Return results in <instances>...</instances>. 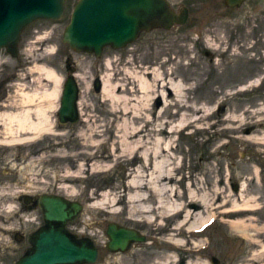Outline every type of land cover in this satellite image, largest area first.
Returning a JSON list of instances; mask_svg holds the SVG:
<instances>
[{
    "label": "rangeland",
    "instance_id": "rangeland-1",
    "mask_svg": "<svg viewBox=\"0 0 264 264\" xmlns=\"http://www.w3.org/2000/svg\"><path fill=\"white\" fill-rule=\"evenodd\" d=\"M168 1L175 13L187 8L184 24L141 31L122 48L104 47L99 57L75 51L62 42L63 30L77 0H65L60 19H38L26 26L20 32L15 57L5 48L0 49L3 66L12 68L22 63V75L29 72L30 76L29 68L34 63L48 62L59 76L65 77L70 67L82 77L76 79L81 101L76 122H68L63 128H56L54 134H42L17 148L0 147V185L20 190L12 197L0 194V264H14L30 248L28 235L44 224L38 206L23 207L20 198L41 192L64 196L59 188L63 184L72 185L77 192L68 199L82 204L77 218L68 223L69 229L81 237L77 229L84 228L83 237H91L98 247L97 259L92 264H195L204 260L210 264L208 259L212 257L217 264H264V252L253 255L259 250L255 242L264 243V140H253L264 136V0H244L233 8L224 0ZM41 29L51 30L50 38L47 43H38L27 58L23 48ZM50 46L55 47L54 53L46 51ZM107 58L114 63L110 69L112 82L128 87L115 94L128 99L130 112L135 107L140 115H147L148 127L162 120H177L179 110L172 115L176 108L162 107L160 90L150 93L149 101H139L136 96L142 94L129 92L135 84L130 83L132 79L127 78L125 70L147 67L165 77L172 75L182 85L183 101L203 107L208 113L172 134L170 166L176 168L172 182L176 192L183 194L188 184L194 182L220 192L211 200V219L200 232L182 228L181 234L174 236L172 226L178 216L164 221L151 214V221L143 220V213L128 212L126 198L112 210L89 206L96 199L92 196L99 199L102 193L123 192L128 173L139 163L135 161L139 157L112 154L109 148L120 120L111 112L113 103L100 92ZM127 61L134 64H126ZM87 82L89 86L85 88ZM159 109L162 113L158 118ZM144 124L145 118L135 122ZM92 130L98 132L97 139L107 140L99 148L85 145L86 141L81 139L80 134L87 136ZM67 173L70 175L65 177ZM241 182L245 184L243 197H253L254 209L229 214L228 210L239 208L233 202L241 204V196L237 195ZM10 204L13 210L5 211L3 208ZM228 219L242 220L249 235L238 234L229 226ZM110 222L138 230L145 241L133 243L126 252L107 251L105 231ZM171 236L182 240V244L171 242Z\"/></svg>",
    "mask_w": 264,
    "mask_h": 264
},
{
    "label": "bare ground",
    "instance_id": "bare-ground-1",
    "mask_svg": "<svg viewBox=\"0 0 264 264\" xmlns=\"http://www.w3.org/2000/svg\"><path fill=\"white\" fill-rule=\"evenodd\" d=\"M38 32V35H34L35 39L30 40L27 47L23 48V53L27 58L33 53L38 43H47L52 33L51 30L47 29L44 31L41 29ZM54 48L50 46L48 49L46 48V51L49 54L54 53ZM27 60L31 61L30 59ZM1 64L3 62L0 60V66ZM48 64L51 63H34L29 68L31 70L30 76H28L29 72H25L24 75H22V72L16 75L17 82L12 86L15 89H13V95H10L6 101L8 103L0 108L1 146L13 147L28 143L42 134H54L56 128H60L55 122L54 116L62 77H59ZM104 64L107 71L100 78V92L113 103L114 110L111 112L119 117L120 120L114 127L116 133L115 137H112V141L109 142V148H111L112 154L119 152V155L130 156L131 159L139 157V160H135L139 161V163L128 173L129 177L123 192L120 194L119 192L102 193L99 199L96 196H92V198L96 199L92 200L89 206L103 209L109 207L112 210L115 205L122 202V198H126L125 208L127 207L128 212L131 215L136 212L143 213V220L151 221L153 219L150 216L151 214H153L154 219L158 217L164 221L178 216L174 226H172V230L174 231L172 235L174 236L181 234L182 228H185L188 232H200L211 219L210 202L212 199L217 198L220 192L214 188L201 185L199 182L189 183L183 194L176 192V189L172 185L174 181L173 171L176 168L170 166L173 164V161H171L172 134L202 119L201 116L208 113L203 107L183 101L180 95L182 85L178 80H174L172 75L165 77L156 73L154 69L149 70L147 67H138L134 70L131 68V71L125 70L127 78L132 79L130 83L135 84V87L131 88L129 92L131 91L135 94L139 92L142 94L141 96H136L139 101H149L150 93L153 91L158 93L160 90L159 95L163 99L162 107H166L167 109H170V107L176 108L177 110L172 115H175L179 110L177 120H162L157 122L155 126L148 127L146 125L149 121L147 119L148 116H144L143 112H140L142 114L140 115L135 107L134 113L130 112L127 106L128 99H123L122 96L116 95L118 90L126 91L128 87L124 83L114 84L112 82L113 77L110 69L113 67V60L107 58ZM126 64L134 63L127 61ZM75 77L82 80V77L78 73H75ZM88 86L87 82L84 87L88 88ZM170 96H172V101L168 102ZM118 103L123 104V107L119 106L120 109L116 108L115 104ZM79 105H81V101ZM160 109L157 112L158 118L162 113ZM198 114L199 116H195ZM129 115L132 117L130 118ZM138 118H145V124L142 126L135 125ZM222 122H224V119ZM91 133L87 136L80 134L81 139L86 141L85 145L99 148L107 141L105 137V139L102 138L105 141L97 139V131L92 130ZM253 140L256 143H260L264 140V136H256ZM53 149H56V146H53ZM108 156L110 154L106 158ZM98 166L100 165H94L93 167L97 168ZM80 169H82V166L79 165ZM69 175L67 173L64 176ZM59 188L62 189L66 198L77 193L75 190H72L74 187L69 184H63ZM244 191L245 184L241 182L237 193L238 196H241V204L233 202V206L239 208L228 210L229 214L231 212L238 213L254 209L252 207L254 204H251L253 197L244 198ZM2 193L3 195L5 194L4 192H0V194ZM5 195L12 197L13 194L6 193ZM3 209L5 211H12L13 207L10 204ZM228 222L229 226L237 231L238 234L249 235L247 231L248 226L242 220L228 219ZM71 227L75 229L73 226ZM77 231H79L82 237L84 236V230L77 229ZM174 236L168 239L176 245L182 244L183 241ZM255 243L259 246V250L253 252V255L256 256L264 252V243H259V241ZM195 264L208 263L204 260Z\"/></svg>",
    "mask_w": 264,
    "mask_h": 264
},
{
    "label": "water",
    "instance_id": "water-1",
    "mask_svg": "<svg viewBox=\"0 0 264 264\" xmlns=\"http://www.w3.org/2000/svg\"><path fill=\"white\" fill-rule=\"evenodd\" d=\"M244 0H224L238 7ZM65 0H0V49L18 53L20 32L38 19L57 20ZM188 10L175 13L168 0H78L65 26L62 41L75 51L99 57L106 46L119 49L133 42L141 31L154 26L169 29L184 24ZM63 81V78H62ZM100 88V85H98ZM78 85L74 72L62 82L58 102L61 123L78 120ZM44 224L28 235L30 248L14 264H92L98 247L88 237H76L66 224L82 210V204L65 197L43 194L39 198ZM105 247L109 252H126L133 243L145 241L138 230L115 222L107 225ZM213 264L217 259L212 257Z\"/></svg>",
    "mask_w": 264,
    "mask_h": 264
},
{
    "label": "flooded vegetation",
    "instance_id": "flooded-vegetation-1",
    "mask_svg": "<svg viewBox=\"0 0 264 264\" xmlns=\"http://www.w3.org/2000/svg\"><path fill=\"white\" fill-rule=\"evenodd\" d=\"M5 66H3V64H1L0 66V108L3 107L4 104H7L8 102L7 99L10 95H13V89L12 86L17 82V74L21 73V67L19 64H15L12 66V68L10 67H7L6 65L7 64H4ZM51 67V66H50ZM52 69H54L55 73H57V70L55 67H51ZM71 71H74L72 68L68 67L67 68V74L65 76V78L71 74ZM58 74V73H57ZM79 87V85H78ZM15 90V89H14ZM80 90V88H79ZM79 90H78V96H77V101H76V104H77V108L80 110V107H79V103H80V99H79ZM58 102H59V97H58ZM57 111H58V103H57V107H56V110H55V122L57 123L58 127H63L64 125H66L69 121H66L63 123H61L59 121V118H58V114H57ZM71 123V122H70ZM0 147L4 148H8L10 146H1ZM13 147H20V145H16V146H13ZM13 159H11L10 161H12ZM3 172H7L5 171V169L2 170ZM2 183V179H0V184ZM12 186V185H11ZM10 185L8 184H3L2 186L0 185V192H4V193H11V194H15V193H18L16 191H20V190H15L13 189V187H11ZM3 189V190H2ZM42 194H39L37 196H29L26 198V196H24L25 198H20L24 204L23 207H32V206H38V208L40 209V211L42 212V209L39 205V198L41 195L43 194H50V193H44V192H41ZM18 195V194H17ZM54 195H58V194H54ZM61 196V195H59ZM65 197V196H64ZM75 201V200H73ZM3 203V202H1ZM17 203L19 204L20 201H17ZM242 264V263H240Z\"/></svg>",
    "mask_w": 264,
    "mask_h": 264
}]
</instances>
